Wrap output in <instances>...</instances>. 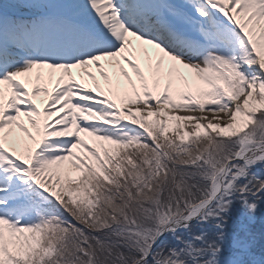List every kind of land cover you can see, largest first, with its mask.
<instances>
[{"label":"snow or ice","instance_id":"obj_1","mask_svg":"<svg viewBox=\"0 0 264 264\" xmlns=\"http://www.w3.org/2000/svg\"><path fill=\"white\" fill-rule=\"evenodd\" d=\"M0 264H264V0H0Z\"/></svg>","mask_w":264,"mask_h":264},{"label":"bare ground","instance_id":"obj_2","mask_svg":"<svg viewBox=\"0 0 264 264\" xmlns=\"http://www.w3.org/2000/svg\"><path fill=\"white\" fill-rule=\"evenodd\" d=\"M130 39L133 41L132 47L135 48L138 54L140 55V62H141L142 67L145 66V63L147 62L149 57H151L153 61H155L156 57L159 55L158 49L153 48L151 45L142 44L141 41L136 40L134 37H130ZM165 61L168 62L167 64H169V60L167 58H165ZM121 64L128 72L131 71V68L126 63L121 61ZM106 67L108 69L109 75L111 76L113 72L115 71V69L107 65ZM177 67H179L180 71L184 72V74H188V71L186 69H183L182 66L178 65ZM45 70H46V76H47L48 70L47 69ZM89 70L96 74L97 80L100 82L101 87L105 90V92H108L109 85L99 75L98 70L95 67H92ZM81 75L77 76L76 82L83 84L86 88H89V87L95 88V81L91 80L86 75H83V76ZM120 80H123L122 76L120 77ZM109 98H111V96H109ZM203 114L207 115L209 119H212L213 117V114L209 112H205ZM194 115L198 116V115H201V113H195ZM220 115H223V114H220Z\"/></svg>","mask_w":264,"mask_h":264},{"label":"rangeland","instance_id":"obj_3","mask_svg":"<svg viewBox=\"0 0 264 264\" xmlns=\"http://www.w3.org/2000/svg\"><path fill=\"white\" fill-rule=\"evenodd\" d=\"M168 62H166L165 61V65H166V67H170L171 66V64L173 63V62H171L170 60H169V64H167ZM42 70H38V72H41ZM81 71L82 70H80V69H74L73 71H72V73H73V76L75 77V75H79V74H81ZM38 72H34L33 73V75H34V77H33V81H35V75H36V73H38ZM43 72V74L45 75V72L44 71H42ZM130 73V75H132V77H133V80L137 83V85L139 86V80H138V78L135 76V73H133L132 72V70L129 72ZM181 73H184V72H182L181 71ZM57 75H59V74H57ZM121 82L122 83H124V78H123V80H121ZM121 83V85H123ZM49 85V91L51 92V91H53V90H55V88H56V80L55 79H53L52 80V82L50 83V84H48ZM30 87V90H31V87L32 86H29ZM109 90V89H108ZM111 96V98H113V99H116V101H117V103H118V106H121L122 108L123 107H125V105L122 103V101H121V99L119 98V97H117V96H113V95H110ZM47 101V99H46V96H44L43 94L42 95H40V98H37V103L40 105V106H42L43 104H45V102ZM131 110H133V111H135L136 109H135V107H132L131 108ZM178 113H176V112H170V115H177ZM180 115H184V113H179ZM191 115H194L195 113H190ZM49 119H52V118H49ZM21 121L25 124V126L35 135L36 134V129H34L33 127H32V125H31V122L28 120V118L27 117H24L23 115L21 116ZM6 131H7V129H6ZM172 135V133H171V131L169 132V136H171ZM16 137H23L24 139H26L27 138V134L26 133H22L21 132V130L19 129V128H15L14 129V138H16ZM81 139H83V140H85L89 145H91V146H93V147H96V146H98L101 142H95L94 140H93V138H92V136H89L87 133H81ZM29 143H31V141H29ZM18 147V151H20L21 153H23V147L21 146V145H18L17 146ZM77 151H78V153L79 154H81V155H87V153L83 150V149H77Z\"/></svg>","mask_w":264,"mask_h":264},{"label":"trees","instance_id":"obj_4","mask_svg":"<svg viewBox=\"0 0 264 264\" xmlns=\"http://www.w3.org/2000/svg\"><path fill=\"white\" fill-rule=\"evenodd\" d=\"M260 228H261V225L258 223V224L256 225V229H257V231H259Z\"/></svg>","mask_w":264,"mask_h":264}]
</instances>
